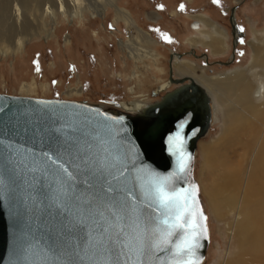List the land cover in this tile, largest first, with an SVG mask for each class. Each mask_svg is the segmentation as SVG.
<instances>
[{
  "label": "water",
  "instance_id": "obj_1",
  "mask_svg": "<svg viewBox=\"0 0 264 264\" xmlns=\"http://www.w3.org/2000/svg\"><path fill=\"white\" fill-rule=\"evenodd\" d=\"M237 9L234 54L243 36ZM186 81L173 80L176 88L134 115L0 94V264H106L117 241L142 245L145 264H201L209 239L194 164L212 104ZM160 190L176 198L172 208L161 206ZM110 204L123 206V220ZM177 214L182 228L170 227ZM190 238L196 246L184 256ZM158 244L165 250L153 253Z\"/></svg>",
  "mask_w": 264,
  "mask_h": 264
},
{
  "label": "rangeland",
  "instance_id": "obj_2",
  "mask_svg": "<svg viewBox=\"0 0 264 264\" xmlns=\"http://www.w3.org/2000/svg\"><path fill=\"white\" fill-rule=\"evenodd\" d=\"M55 1L30 2L24 19L1 23L3 27L0 24V30L12 28L14 34L18 23L27 26L21 48L10 52L0 48V94L109 108H116V102L152 103L177 87L168 84L172 52L182 55L180 64L192 66L197 76L220 78L248 71L256 85L264 82V70L252 67L255 46L259 45L256 39L264 32V0H98L103 13L92 8L98 6L94 0H88L82 9L77 8L75 17L72 7L61 11ZM112 3L131 14L140 35L117 17ZM234 7H238L237 22L243 36L231 65L230 15ZM196 21L201 22L200 30L192 28ZM0 36L4 39L2 33ZM123 44L139 48L142 56L130 58ZM178 63L173 64L174 78L190 76ZM215 100V122L198 142L194 164L210 234V246L201 264H221L227 253L231 256L238 251L239 245L237 237L213 213L203 187L209 180L201 145H209L221 134L220 102L217 96ZM222 215L225 220L231 213L226 210Z\"/></svg>",
  "mask_w": 264,
  "mask_h": 264
},
{
  "label": "bare ground",
  "instance_id": "obj_3",
  "mask_svg": "<svg viewBox=\"0 0 264 264\" xmlns=\"http://www.w3.org/2000/svg\"><path fill=\"white\" fill-rule=\"evenodd\" d=\"M86 1L88 0H56L55 5L56 8L58 7V9L64 12L67 11V7H72L74 11L71 15L75 17L77 8L78 10L82 9ZM30 2L37 4V0H0V24H5L10 20L15 22L16 20L19 21L22 18L24 19V9L26 10L25 7L27 4L29 5ZM91 3L90 5H92ZM94 3L98 6L94 5V7L92 5V8H97L98 12L100 11L103 13L104 8L99 5V1L94 0ZM112 6L115 7L117 11V17L125 21L129 26H133L134 33L140 35L141 30L135 26L131 14L113 3ZM35 9H37V7ZM47 11L50 12V8H48ZM19 24L20 23L17 25L18 27L14 26L15 29L18 28L16 34L12 33L13 31L11 32L12 28L0 30V35L2 33L4 37V39L0 38V43L4 42L1 44L3 46H0V48L4 47L10 52L11 49L22 46L23 42H25L23 37L26 35L27 29L25 28L27 26L25 27L24 23L20 26ZM192 28L200 30L201 22L196 21L192 25ZM232 37L234 50L235 34H232ZM256 41L259 45L255 46L252 67L264 70V32L261 36L257 37ZM148 42H153L150 36H148ZM123 49L130 58L142 56L139 54V48L131 44L123 46ZM232 56L231 65L234 63L235 54L233 53ZM181 57L183 56L176 53L173 54L172 52L171 64L173 60L175 63L179 61L178 65L194 79L190 77L180 79H186L187 83L191 81L197 84L206 91L211 99L212 124L210 129L215 122V112L218 110L217 106H215V96L218 97L220 102L221 134L209 145L202 144L201 150L205 157V166L207 168L209 180V182L206 184L204 183L205 186H203L207 195L206 197H208L213 213L219 217L221 222H224L225 226L230 231L229 233L233 237H237V243L239 244L237 248L238 251L231 256L227 253V258L221 264H263L264 82L260 81L258 85H256L251 81L250 76H248V71L247 73L235 72L232 75H226L220 78H211L206 75L197 76L193 72L192 66L180 64ZM219 64L224 63L219 62ZM170 71L172 73V80H169V85L174 84L172 81L175 80L173 65L170 66ZM147 104L141 102H116L115 109H119V111L126 114L134 115ZM96 106L110 109L106 106ZM198 142L196 144V153ZM222 148L223 151H221ZM226 210H228L231 215H228V217L223 220L224 216L222 213ZM206 217L209 239L208 246H210L207 214Z\"/></svg>",
  "mask_w": 264,
  "mask_h": 264
},
{
  "label": "snow or ice",
  "instance_id": "obj_4",
  "mask_svg": "<svg viewBox=\"0 0 264 264\" xmlns=\"http://www.w3.org/2000/svg\"><path fill=\"white\" fill-rule=\"evenodd\" d=\"M161 206L165 209H170L176 203V198L169 196L162 190L158 192ZM107 210L112 213L113 216H116L118 219L123 220V217L119 215L123 211V206L121 209L117 210L114 204L107 205ZM102 214V213H101ZM182 216L177 214L175 217V223L170 225L174 228H182L183 224L180 223ZM162 224H168V220L161 222ZM137 228H139V218H137ZM124 229L121 228L120 232L123 233ZM194 239H188L185 241L184 247L179 251L184 256H190L192 254L193 248L195 247ZM165 249L162 245H155L153 253L158 251H164ZM107 255L111 257L106 261V264H145L144 252L142 245L137 248H132L127 242L120 243L119 241L113 242L106 249ZM176 264H193L191 259H186L184 261H177Z\"/></svg>",
  "mask_w": 264,
  "mask_h": 264
},
{
  "label": "flooded vegetation",
  "instance_id": "obj_5",
  "mask_svg": "<svg viewBox=\"0 0 264 264\" xmlns=\"http://www.w3.org/2000/svg\"><path fill=\"white\" fill-rule=\"evenodd\" d=\"M232 45H233V43H232ZM232 53H233V52H232ZM194 57H195V56H194ZM232 57H233V56H232ZM232 57H231V59H233ZM195 58H196V57H195ZM234 58H235V60L237 59L236 55H235ZM173 64H174V62H173L172 64H171V62H170V65H173ZM234 64H235V63H234ZM173 69H174V66H173ZM174 76H175V75H174ZM185 76H187V75H185ZM179 77H181V76H179ZM188 77L191 78V76H188ZM183 78H184V77H183ZM174 79L177 80V79H180V78H174ZM168 81H169V80H168ZM170 87H171V85H170Z\"/></svg>",
  "mask_w": 264,
  "mask_h": 264
},
{
  "label": "crops",
  "instance_id": "obj_6",
  "mask_svg": "<svg viewBox=\"0 0 264 264\" xmlns=\"http://www.w3.org/2000/svg\"><path fill=\"white\" fill-rule=\"evenodd\" d=\"M234 52V51H233Z\"/></svg>",
  "mask_w": 264,
  "mask_h": 264
}]
</instances>
